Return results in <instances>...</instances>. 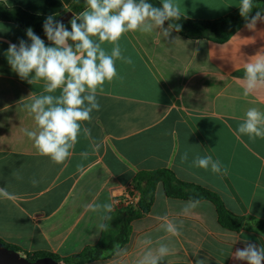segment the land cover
<instances>
[{
	"label": "crops",
	"instance_id": "0c3cea01",
	"mask_svg": "<svg viewBox=\"0 0 264 264\" xmlns=\"http://www.w3.org/2000/svg\"><path fill=\"white\" fill-rule=\"evenodd\" d=\"M72 1L0 3L49 17L65 12ZM173 3L183 17L216 20L238 9L240 0ZM245 24L220 43L208 34L185 38L174 29L167 38L158 29L125 33L119 43L132 63L116 61L117 78L105 82L97 97L99 111L83 124L100 143L99 151L81 136L72 156L56 164L38 154L24 131L36 130L24 105L44 91L45 82L21 79L6 56L9 43L31 41L26 29L0 21V188L17 197L0 198V240L26 252L75 256L99 242L100 225L116 213L115 200L137 194L132 189L135 174L162 168L217 194L232 214L264 220V138L237 133L249 108L264 111V93L245 97L241 83L245 62L264 52V23L257 22L254 30ZM102 46L108 51L113 47ZM84 151L86 158L80 155ZM197 155L210 156L221 171L195 167ZM187 202L168 198L158 185L148 213L130 223L128 243L108 259L85 264H136L146 249L159 244L171 249L162 264H246L232 254L246 241L264 247V229L228 231L211 202L199 201L184 215ZM90 203L111 204L112 210L85 211ZM164 215L182 224L179 237L161 226L158 217Z\"/></svg>",
	"mask_w": 264,
	"mask_h": 264
},
{
	"label": "clouds",
	"instance_id": "9594fccd",
	"mask_svg": "<svg viewBox=\"0 0 264 264\" xmlns=\"http://www.w3.org/2000/svg\"><path fill=\"white\" fill-rule=\"evenodd\" d=\"M85 4V9L74 14L69 21L70 31L53 16L45 19L43 30L50 45L46 46L45 41L29 27L26 36L31 43L23 39L18 45L9 43L6 52L11 69L21 79L29 84L40 80L45 82L44 91L32 95L31 102L24 105L34 119L36 130L24 131L38 154L56 164H64L72 156L81 136L90 141L93 151H99L100 143L92 137L91 129L83 124L91 121L94 110L99 111L97 97L103 92L105 82L117 78L116 61L132 63L130 57L122 54L119 41L123 35L128 32L151 33L158 29L167 38L173 28L180 30V25L175 23L180 20V7L173 0H162L160 6H154L149 0H85ZM238 7L249 30H254L257 22L264 23V11L250 16L253 0H240ZM166 21L169 22L168 28L164 27ZM105 43L113 45L110 51L102 46ZM241 83L245 97L264 93V52L245 62ZM58 90L59 94L55 95ZM237 133L252 140L264 138V111L249 108ZM88 154L87 151L80 153L84 158ZM183 159H187V153ZM192 163L201 169L210 168L213 173L221 171L219 163L213 162L210 156L197 155ZM32 183L35 186L38 182L33 179ZM0 198L17 199L6 187L0 188ZM198 203L188 201L183 214H191ZM101 207L112 210L111 204L90 203L85 205V211H97ZM158 219L171 236L182 234V224L177 225L167 215ZM145 243L150 245L152 242ZM170 253L168 245L159 244L156 248L146 249L136 264H162ZM232 255L235 260L246 264H264V247L252 242L246 241L245 247Z\"/></svg>",
	"mask_w": 264,
	"mask_h": 264
},
{
	"label": "trees",
	"instance_id": "16d2710c",
	"mask_svg": "<svg viewBox=\"0 0 264 264\" xmlns=\"http://www.w3.org/2000/svg\"><path fill=\"white\" fill-rule=\"evenodd\" d=\"M149 2L154 6H160L161 4L158 0H149ZM85 7V0H73L65 12L53 17L61 21V17L65 13L78 14ZM257 11H264V0L253 1V10L250 16H254ZM46 18L47 16L34 15L21 8L7 7L0 3V21L12 22L24 29L31 27L35 34L47 40L43 30V23ZM175 23L180 25V30L173 29L182 37L193 39L208 34L210 40L220 43L231 37L246 21L241 17L238 8L225 17L216 20H193L180 16V20ZM64 24L70 31L69 21ZM165 24L169 26V22L166 21ZM158 185L162 186L165 195L171 199L211 202L216 208L219 224L228 231L237 232L242 228L250 230L264 229V220H252L251 218L232 214L225 208L217 194L199 185L181 181L171 170L162 168L152 171H140L135 174L132 189L137 191L138 194L136 204L116 209L115 214H109L99 242L92 247L85 248L75 256L60 257L47 252H26L16 246L7 245L2 240H0V243L8 249L20 253L22 257L30 262L43 257H50L55 262L62 264H85L108 259L128 243L130 223L148 213L153 204L155 190ZM129 195L131 196L132 193H129Z\"/></svg>",
	"mask_w": 264,
	"mask_h": 264
},
{
	"label": "water",
	"instance_id": "95a60500",
	"mask_svg": "<svg viewBox=\"0 0 264 264\" xmlns=\"http://www.w3.org/2000/svg\"><path fill=\"white\" fill-rule=\"evenodd\" d=\"M73 17L71 12L65 13L61 17L62 22H68ZM0 264H62L55 262L50 257L39 258L34 262H30L24 257L21 256L20 253L15 252L14 250L8 249L2 243H0Z\"/></svg>",
	"mask_w": 264,
	"mask_h": 264
},
{
	"label": "built area",
	"instance_id": "2783aa9c",
	"mask_svg": "<svg viewBox=\"0 0 264 264\" xmlns=\"http://www.w3.org/2000/svg\"><path fill=\"white\" fill-rule=\"evenodd\" d=\"M138 201V194H133L131 196L126 195L124 197L117 198L115 200V206L116 209H120V208H124V207H128V206H133L136 204V202Z\"/></svg>",
	"mask_w": 264,
	"mask_h": 264
}]
</instances>
